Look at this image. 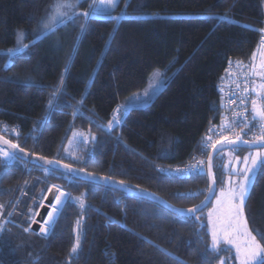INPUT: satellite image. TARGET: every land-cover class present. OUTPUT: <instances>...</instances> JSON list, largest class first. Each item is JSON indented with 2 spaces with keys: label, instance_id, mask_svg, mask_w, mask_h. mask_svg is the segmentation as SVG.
I'll list each match as a JSON object with an SVG mask.
<instances>
[{
  "label": "trees",
  "instance_id": "16d2710c",
  "mask_svg": "<svg viewBox=\"0 0 264 264\" xmlns=\"http://www.w3.org/2000/svg\"><path fill=\"white\" fill-rule=\"evenodd\" d=\"M93 2L82 0L76 11ZM54 3L0 0V51L16 47L21 30L29 44L7 69V57H0V135L27 153L148 190L177 208L197 205L207 192L206 171L176 178L160 167L194 160L195 153L207 158L211 149L203 152L197 142L218 114L217 85L229 61L251 68L264 29V0H119L111 15L123 12V18L88 19L78 43L83 16L36 40ZM155 69L164 72L162 88L145 105L134 104ZM54 93L57 106L49 111ZM125 104L122 123L108 131L111 114ZM88 128L91 137L80 155L68 156L70 135ZM217 159L213 173L219 179ZM52 185L81 197L85 208L67 206L47 238L25 233L30 211L39 210ZM0 205V264H218L234 256L205 254L211 237L204 214L212 203L196 215L199 220L183 217L104 186L45 178L43 169L19 160L0 164ZM246 217L250 227L264 231V172L251 186ZM77 237L79 259L70 260Z\"/></svg>",
  "mask_w": 264,
  "mask_h": 264
},
{
  "label": "snow or ice",
  "instance_id": "6c2138e0",
  "mask_svg": "<svg viewBox=\"0 0 264 264\" xmlns=\"http://www.w3.org/2000/svg\"><path fill=\"white\" fill-rule=\"evenodd\" d=\"M82 0H55V3L51 5V12L47 15L45 19L40 21L41 28L37 31L36 40L42 39L43 37L53 33L57 30V28L61 25H66L69 22L75 23V21L83 16L85 19V24L81 25V37H77V43L82 38L83 33L87 28V20L90 18L97 17H106L108 19H114L119 22L123 18V12L120 16L113 17L111 15L112 11L118 6L119 0H103V3L97 5L95 2L89 5L88 9L83 13H78L76 8L81 4ZM127 7V3L125 5ZM261 40H260V48L264 49V29H260ZM26 38V33L21 30L17 32V45L14 48L8 49L6 52L0 51V57H7V60L4 64L5 69L14 64L15 58L22 53H24L28 48L29 44L23 43V40ZM35 43V41H33ZM110 46V42H109ZM74 52L76 49L74 48ZM264 56V52L261 53ZM256 53H253V63L251 65L252 70L255 72L256 65L255 61ZM71 62V57H70ZM69 62V66H70ZM231 63V62H230ZM67 67L65 68V72H67ZM237 67H247L243 66L242 62L237 61ZM261 68H264V61H262ZM256 75L261 77V83L257 86L260 91H257V88H253L252 91L256 92L259 97L261 104L264 105V71L255 72ZM63 83L64 77L61 76L60 86L57 87L56 93H63ZM163 86V81L158 80L155 85H152L150 90L144 93L143 98L136 97V100L147 103L152 96L158 92ZM239 87V84L237 85ZM245 92L248 91L247 86L244 89ZM58 97L54 93L49 101V111H52L57 105ZM243 103V100L241 101ZM80 103H83V98ZM253 105V117L252 121H233L232 123L236 127H250L255 126V121L257 118L260 121H264V107L257 108V101H252ZM128 110V105H120L117 109L114 110V115L108 124V131H111L116 125H119L123 121V116ZM75 114V113H74ZM223 128H227L228 126H222ZM4 131H9V129L4 128ZM10 131L17 132V128L13 127ZM212 129H209L211 132ZM2 139V137H0ZM206 140H211L210 136L205 137ZM221 140L223 143L220 148H216V144H213L212 147L216 149L217 152L223 150L225 145H235L232 151H238L239 144H251L256 143L262 147H264V124L261 125V133L258 137L255 138L254 141L242 140L241 134H238L235 139H229L227 136H224L221 133ZM4 144H8L9 148L15 149L18 146L16 144L10 143L8 140H3ZM206 147V145H205ZM20 151H23L21 148ZM0 157L4 159L0 161V164L7 165L10 163H14L18 157L14 152H10L5 150L4 148H0ZM42 159V158H40ZM210 163L208 167V176H209V186L207 188V192L209 195L205 196V199L201 201L199 205H196L193 208H188L187 211L183 209H173V212L180 216H187L191 218L195 216L197 212L202 211V209L210 202L211 196L216 195V190L214 185L218 182V178L214 176L213 173V165ZM239 159V158H237ZM244 168L242 169V178L237 181L230 180L229 186L227 188H221L220 194L217 197V205L221 207L226 206V216L223 222V226L217 227L215 224L212 226L211 231V245L210 248L205 249V254L209 251L214 253L216 257H220L221 252L231 253L232 250H235L234 256H226L220 258V264H264V231H259L253 227H250L249 218L246 217V208L247 201L250 198V188L255 183V180L261 172H264V153L257 152L255 155L245 156L244 158ZM249 160L251 161L249 163ZM49 167H44V175L45 178L49 176H53L56 178H63L65 180L70 179H79L80 177L70 178L63 173H60L57 176L58 169L51 167L55 161H46ZM202 162H198L197 164L189 165L185 170L184 174H197L203 175L204 169L201 166ZM67 167V165H65ZM228 165H225L227 169ZM160 171H164L161 169ZM230 176H235L236 173H229ZM46 182L45 181H41ZM55 189L53 192L52 190ZM23 191V189H21ZM43 191V190H42ZM49 192H52V199L49 200L47 207L51 210L47 212L46 218H43L40 227V233L43 234L44 238H47L54 230L57 219L63 214L64 209L71 204L79 203L80 208L83 210L85 208L83 199L81 197L73 198L69 193H66L63 189L58 185H52L49 189ZM59 193V194H57ZM200 193H190L188 195L195 197ZM83 196V194H82ZM3 205H0L2 208ZM41 207H45L42 203ZM11 215V213H9ZM37 215V213H33V217ZM212 213H209V223L212 224ZM196 219L199 220L200 217L196 216ZM33 223H36L35 219L32 220ZM80 221H77V225L79 226ZM4 226L0 225V237L3 235ZM25 232L29 231L28 228L24 229ZM35 234V233H34ZM230 245L229 248H221L220 245ZM80 248V239L77 237V241L73 244L72 248L69 252V259H79L78 249Z\"/></svg>",
  "mask_w": 264,
  "mask_h": 264
},
{
  "label": "built area",
  "instance_id": "2783aa9c",
  "mask_svg": "<svg viewBox=\"0 0 264 264\" xmlns=\"http://www.w3.org/2000/svg\"><path fill=\"white\" fill-rule=\"evenodd\" d=\"M237 61L239 60L234 59L227 63V66L224 69L217 85V91L219 92L222 101L218 114L215 117L209 119L204 130L198 138L197 146L200 147L203 152L210 150L213 144L223 142L221 140V133L224 136H227L229 139H235L238 134H241V139L248 141H254L255 138L261 133V125L264 124V121H260L258 118L255 121V126L250 125V127H236L232 123L233 121H252L253 100L257 101L258 108L264 107V105L261 104L256 92L252 91L253 88H257V91H260L257 86L262 82L261 79L254 78L251 68L247 63L242 62V65L247 67H237ZM238 84L239 87H237ZM246 86L248 88L247 92L244 91ZM242 100L243 103L241 102ZM113 115L114 112L111 114V119ZM222 126L228 127L223 128ZM15 128L18 129L17 126ZM210 128L212 129L211 132H209ZM91 133L92 132L89 128L85 130L74 131L70 135L65 148L68 156L74 158L79 156L80 149L84 147L88 139L91 137ZM206 136H210L211 140H206ZM197 154L198 153H195L192 156L193 158L196 157L194 160L190 161L188 159L184 163L161 166L160 168L164 170L162 173L165 175L175 176L176 178H187L192 174H184L185 170L189 165L197 164L198 162H202L201 166L205 172L206 157L204 154L203 158L202 154L198 156ZM0 158L4 159L3 157ZM23 169L26 170L27 165H25ZM4 213L5 210H0V224L4 219ZM28 229L29 231L25 233L30 232L32 227H28Z\"/></svg>",
  "mask_w": 264,
  "mask_h": 264
},
{
  "label": "water",
  "instance_id": "95a60500",
  "mask_svg": "<svg viewBox=\"0 0 264 264\" xmlns=\"http://www.w3.org/2000/svg\"><path fill=\"white\" fill-rule=\"evenodd\" d=\"M0 137H2V139H0V148H4L7 151L14 152L17 155V157H18L17 160L22 161L24 163H27V164H30V165H34V166H36L38 168L43 169L44 167H49V165L46 163V161H55V163H53L51 165V167L58 169V172H57L58 174L63 173L64 175H66V176H68L70 178L80 177L77 180H80V181H83V182H86V183H92V184L99 185V186H104V187H107V188H111V189L120 191L122 193H125V194H127L129 196L139 197L141 199H144V200H147L149 202L155 203V204L165 208L166 210L170 211L171 213H174L173 209H182V208H177V207L169 204L168 202L163 200L161 197L157 196L156 194H154V193H152V192H150L148 190L138 189V188H136L134 186H131V185L126 184V183H123V182L118 181L116 179H112V178H109V177H106V176H102V175H98V174H93V173L87 172V171H85L83 169H79V168H76V167L71 166L69 164L63 163V162L58 161V160L47 159V158L35 156V155L31 154V153H27L25 151H20L19 147L15 148V149L9 148L8 144H4L3 143V140H8V139L3 137L2 135H0ZM8 141L10 143H13L10 140H8ZM222 143L223 142L217 143L216 144V148H220ZM13 144H15V143H13ZM238 144H239V148L238 149L255 150V149L264 148V147H262V146H260V145H258L256 143L240 144L238 142ZM234 147H236V146L235 145H225L222 151H224V150H232ZM222 151H220V152H222ZM220 152H217L216 149H214L212 147L211 150L209 151L208 156H207L206 176H207L208 186H209V183H210L209 176H208V167H209V163H210V157L212 158L211 159V163L213 165L214 158ZM40 158H42V159H40ZM65 165H67V167H65ZM208 186H207V188H208ZM214 187H215V190L217 192V185L215 184ZM206 195H209V193L206 192ZM214 197H215V195L211 196L210 202L207 203V205L202 209V211L205 208H207L212 203ZM204 199H205V197L202 199V201ZM200 203L201 202H199L197 205H199ZM195 206H193V207H195ZM193 207H191V208H193ZM47 209L48 208H46V207L42 208V211H41L42 213L40 212L41 215H39L38 218H37L38 221H36V223H34L32 225V229H34L35 231H39V234L42 235V236H43V234L40 233V227H41L40 221H41V218L46 214ZM187 209L188 208L183 209V210H185V212H186ZM200 212H197L195 214V216L198 213H200ZM174 214H176V213H174ZM176 215H178V214H176ZM183 217H187V216H183Z\"/></svg>",
  "mask_w": 264,
  "mask_h": 264
},
{
  "label": "rangeland",
  "instance_id": "374dc122",
  "mask_svg": "<svg viewBox=\"0 0 264 264\" xmlns=\"http://www.w3.org/2000/svg\"><path fill=\"white\" fill-rule=\"evenodd\" d=\"M95 3L97 5H100V4L103 3V0H96ZM262 52H264V49L260 48V42H259L258 45L256 46L255 50L253 51V53H256L255 61H254L255 65H256L255 72L264 71V68H261L262 61H264V56L261 55ZM253 53H252V56H251V58L249 60L250 66L253 63ZM252 72H253L254 78L261 79V77L259 75H256L253 70H252ZM158 80H162L163 82L165 80L164 72L161 69H155L154 71H152L150 73V75L148 77V81H147L146 87L144 88L143 91H141L140 93L136 94L135 98L136 97L143 98L144 93L149 91L151 86L155 85ZM135 98L132 101L134 104H136V105H145L146 104L144 102L136 100ZM258 151L264 153V148L255 149V150H246V151L242 152L241 154H238L237 152L232 151V150H224V151L220 152L217 155V158H218L217 162H218V165L221 167L222 175H220V177L218 179L219 186H218V190L216 192V195L214 197V200L212 202V205L208 208L207 212L204 214V219H205V221L207 223V228H208L210 237H211V231H212L213 224H215L217 227L223 226V222H224V219H225V216H226V206L225 207H221V206L217 205V197L220 194L221 188L222 187L223 188H227L229 186V181L230 180H235L238 183L239 180L242 178V175H243L242 169L245 166L243 158L245 156L255 155ZM237 158H239V159H237ZM206 161H207V158H206ZM250 162L251 161L249 160V163ZM225 165H228L227 169L225 168ZM233 172H235L236 175L235 176H230L229 173H233ZM223 173H224V175H223ZM250 190H251V188H250ZM52 191L54 192L55 189H53ZM57 194H59V193H57ZM51 199H52V192L47 191V193L45 195V198H44V200L42 202L45 205V207L48 208L47 211H46V214H47L48 211H50L49 210L50 208L47 207V205H48L49 200H51ZM42 208L43 207H40L39 210L36 212L37 215H35L34 217L32 215V216H30V217H28L26 219V220L30 221V225L28 227H32V225L34 224L32 222L33 218L35 219V221H38L37 218H38L39 215H41ZM30 213L33 214L32 211H30ZM209 213L213 214L212 217H211L212 224L209 223ZM46 214L41 218L40 224L42 223L43 218H46ZM221 245H223V244H221ZM223 246L226 247V248L230 247V245H223ZM231 253L233 255H235V250L233 249ZM218 264H220V262Z\"/></svg>",
  "mask_w": 264,
  "mask_h": 264
},
{
  "label": "bare ground",
  "instance_id": "6f19581e",
  "mask_svg": "<svg viewBox=\"0 0 264 264\" xmlns=\"http://www.w3.org/2000/svg\"><path fill=\"white\" fill-rule=\"evenodd\" d=\"M125 116V115H124ZM124 118V117H123ZM194 154H191V156H193ZM172 165H175V164H172ZM33 231H35L34 229H32ZM35 232H38L39 234V231H35Z\"/></svg>",
  "mask_w": 264,
  "mask_h": 264
},
{
  "label": "crops",
  "instance_id": "0c3cea01",
  "mask_svg": "<svg viewBox=\"0 0 264 264\" xmlns=\"http://www.w3.org/2000/svg\"><path fill=\"white\" fill-rule=\"evenodd\" d=\"M49 210H51V209H49Z\"/></svg>",
  "mask_w": 264,
  "mask_h": 264
}]
</instances>
